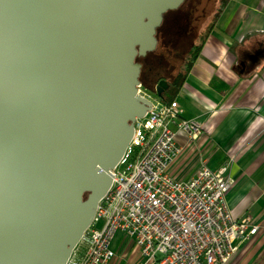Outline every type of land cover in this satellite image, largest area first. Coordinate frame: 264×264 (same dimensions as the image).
I'll return each mask as SVG.
<instances>
[{
  "label": "water",
  "instance_id": "95a60500",
  "mask_svg": "<svg viewBox=\"0 0 264 264\" xmlns=\"http://www.w3.org/2000/svg\"><path fill=\"white\" fill-rule=\"evenodd\" d=\"M185 1L0 0V264L68 263L151 111L137 60Z\"/></svg>",
  "mask_w": 264,
  "mask_h": 264
},
{
  "label": "built area",
  "instance_id": "2783aa9c",
  "mask_svg": "<svg viewBox=\"0 0 264 264\" xmlns=\"http://www.w3.org/2000/svg\"><path fill=\"white\" fill-rule=\"evenodd\" d=\"M141 94L152 108L134 124L133 154L114 169L112 186L67 264H110L121 237L132 242L140 264H231L260 226L232 216L229 167L203 164L191 178H176L172 169L183 152L177 136L197 143L204 127L180 119L157 96Z\"/></svg>",
  "mask_w": 264,
  "mask_h": 264
},
{
  "label": "crops",
  "instance_id": "0c3cea01",
  "mask_svg": "<svg viewBox=\"0 0 264 264\" xmlns=\"http://www.w3.org/2000/svg\"><path fill=\"white\" fill-rule=\"evenodd\" d=\"M173 106L180 119L201 124L204 136L197 143L177 136L183 152L172 174L189 179L203 164L228 166L232 216L260 226L231 264H264V0L229 2Z\"/></svg>",
  "mask_w": 264,
  "mask_h": 264
},
{
  "label": "rangeland",
  "instance_id": "374dc122",
  "mask_svg": "<svg viewBox=\"0 0 264 264\" xmlns=\"http://www.w3.org/2000/svg\"><path fill=\"white\" fill-rule=\"evenodd\" d=\"M223 2L224 0H186L179 10L168 14L169 16L164 19V25L157 31L158 46L156 50L152 53H149L146 57H139L137 60L138 63L142 65L140 82L141 90L144 93L154 96L153 93L154 91L156 92L157 82L160 78H165L164 80L172 83L177 73L184 72V59L190 60L192 57L191 54H187L189 52L188 51L185 53L182 60V58L179 57V54H181L183 49L172 50L171 48L174 47L167 45V31H165L164 28L168 26L170 29V24L172 21L175 25H179L181 21H185L187 18V11L191 12V18H193V21L189 26V30H186L185 28L182 33H179V30L176 29L174 31L173 29V33H171V35L173 34V37L174 35L176 36L174 38L176 39L174 43H179L177 39L179 36L190 34V43L196 46L200 45V38H207L209 32L214 26V17L221 8ZM181 31L182 30L180 29V32ZM132 154L133 150L131 148L127 152V159H129ZM103 226L104 221H101L96 226V229L101 230ZM140 263V255L132 246V242L126 237H121L117 243V258L110 264Z\"/></svg>",
  "mask_w": 264,
  "mask_h": 264
},
{
  "label": "trees",
  "instance_id": "16d2710c",
  "mask_svg": "<svg viewBox=\"0 0 264 264\" xmlns=\"http://www.w3.org/2000/svg\"><path fill=\"white\" fill-rule=\"evenodd\" d=\"M231 0H224V2L221 5V8L219 9V11L216 13L215 17H214V23H216L218 21V19L221 17L222 13L224 12L225 8L227 7V5L229 4ZM179 10V9H178ZM177 11V10H176ZM171 13V12H169ZM169 13H167L164 17L167 18L169 15ZM187 18L185 19V21H181V23L178 25H175V29L174 31L177 29L179 30V33H182L185 28L186 30H189V26L191 24V22L193 21V18H191V12L187 11ZM179 26V27H178ZM184 27V28H183ZM182 30L180 32V29ZM163 29V28H162ZM161 29V30H162ZM178 33V34H179ZM190 34H184L183 36H179L177 39L179 41V43H174L176 39H174L176 36L173 34L172 35H168L167 34V45H171L174 48H171L172 50H178V49H183V51L181 52V54H179V57L184 58V55L186 52H188L187 54H191L192 57L190 60H185L184 59V63H183V69L184 72L182 73H177V75L175 76L174 81L172 82V88H170V90H168V92L158 96L157 93L154 91V95L157 96L158 98H160L166 105H172L174 100L176 99L179 90L182 86V83L184 82L186 75L188 74V72L190 71V69L193 67L198 55L201 53L203 45L206 41V37H201V43L200 45H193L190 42ZM181 62V59H180ZM159 81V80H158ZM147 89V88H146Z\"/></svg>",
  "mask_w": 264,
  "mask_h": 264
},
{
  "label": "flooded vegetation",
  "instance_id": "af4514ba",
  "mask_svg": "<svg viewBox=\"0 0 264 264\" xmlns=\"http://www.w3.org/2000/svg\"><path fill=\"white\" fill-rule=\"evenodd\" d=\"M163 25H164V21H163L161 27H162ZM173 29H175V24H174L173 21H172L171 24H170V29H169L168 26H166V27L164 28V30L167 31V34H168V35H169V34L171 35V33H173ZM171 30H172V31H171ZM164 79H165V78H160L159 81L157 82V86H156V93H157V94H158V92H157L158 86H159L160 83H162V82H165V83H166V86H165V87H162V88L159 90V92L161 93V95L164 94V93H166V92H168V90H170V88H172V83L167 82V81L164 80Z\"/></svg>",
  "mask_w": 264,
  "mask_h": 264
}]
</instances>
